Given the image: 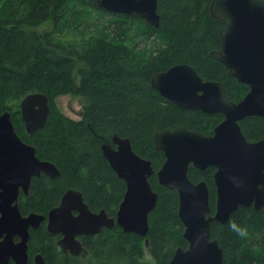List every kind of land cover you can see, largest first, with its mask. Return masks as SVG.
<instances>
[{
    "label": "trees",
    "instance_id": "16d2710c",
    "mask_svg": "<svg viewBox=\"0 0 264 264\" xmlns=\"http://www.w3.org/2000/svg\"><path fill=\"white\" fill-rule=\"evenodd\" d=\"M210 3L158 0L160 24L155 27L138 14L107 11L97 0H0V115L11 111L21 139L60 171L55 178L42 173L32 179L28 193L21 192L18 200L21 213L47 216L65 192L73 189L82 194L91 211L104 209L116 216L126 184L101 148L115 134L130 138L135 152L152 160L155 171L149 180L158 193L149 214V244L144 250L141 241L145 237L124 233L115 225L97 236H86L90 260L72 257L73 261L60 252L57 235L47 230L44 221L31 231L29 260L39 251L47 264H150L145 259L148 251L156 264H170L175 250L187 246L178 193L158 182L157 171L165 156L155 148L153 134L184 125L211 135L224 116L179 107L151 85V77L186 63L204 80L222 82L233 101H240L249 91L248 85L228 76L226 67L211 56L212 50L221 48L224 25L211 15ZM47 21L52 23L50 30L36 29ZM150 41L153 46H147ZM77 69L79 82L73 76ZM33 92L48 96L51 111L43 128L28 133L19 104ZM64 93L86 98L80 119L59 111L54 98ZM240 125L248 140L264 138V117H247ZM215 172L212 166L200 170L193 165L188 172L193 182L207 183L212 213ZM230 220L245 225L248 235L239 238L232 233L227 227ZM211 238L224 249L221 264H264V206L260 210L239 207L227 222L212 225Z\"/></svg>",
    "mask_w": 264,
    "mask_h": 264
},
{
    "label": "water",
    "instance_id": "95a60500",
    "mask_svg": "<svg viewBox=\"0 0 264 264\" xmlns=\"http://www.w3.org/2000/svg\"><path fill=\"white\" fill-rule=\"evenodd\" d=\"M97 3L107 11L135 13L155 27L160 24L158 0ZM209 11L224 24L220 30L221 48L212 50L211 56L226 67L228 76L248 85L249 91L240 101H233L222 82L204 80L186 63L151 77V85L179 107L224 116L211 135L184 125L153 134L155 148L165 156L157 171L158 182L177 191L178 214L188 241L187 248L175 250L170 264H221L224 249L219 240L211 238L212 225L227 222L239 207L260 210L264 206V138L248 140L240 125L247 117H264V0H211ZM19 106L28 133L45 126L51 111L46 94L30 93ZM101 148L126 184L116 217H109L104 209L91 211L82 194L73 189L65 192L47 216L36 212L23 215L18 204L21 192L28 193L34 177L44 173L55 178L60 171L54 163L40 159L35 146L21 139L11 111L0 115V264H29L31 231L45 219L47 230L62 236L58 248L74 255L84 249L78 236L96 234L116 224L124 233L148 235L149 214L158 200L149 180L155 171L152 160L137 154L131 139L118 134L111 141L105 139ZM191 165L200 170L216 168L213 214L209 187L204 180L190 179ZM34 264H47L42 253L34 256Z\"/></svg>",
    "mask_w": 264,
    "mask_h": 264
},
{
    "label": "rangeland",
    "instance_id": "374dc122",
    "mask_svg": "<svg viewBox=\"0 0 264 264\" xmlns=\"http://www.w3.org/2000/svg\"><path fill=\"white\" fill-rule=\"evenodd\" d=\"M104 23L107 22L104 21ZM51 28H52L51 21H47L41 24L40 26H38L36 29H38L40 32H44L45 30H50ZM64 39L67 40L68 37L65 36ZM144 45H145L144 42H141L139 44L140 47H143ZM147 46H153V41L148 42ZM77 71L78 69L74 70L73 76L76 79V81L79 82V75ZM85 99H86L85 97H83L78 93H64L55 96L54 101L61 113L74 120H78L82 116L83 106L86 102ZM141 246L142 249L144 250L146 247L145 240L141 241ZM145 259L150 264H156V262L154 261V259L152 258V256L148 251L145 253Z\"/></svg>",
    "mask_w": 264,
    "mask_h": 264
},
{
    "label": "flooded vegetation",
    "instance_id": "af4514ba",
    "mask_svg": "<svg viewBox=\"0 0 264 264\" xmlns=\"http://www.w3.org/2000/svg\"><path fill=\"white\" fill-rule=\"evenodd\" d=\"M224 25V24H223ZM220 49V48H219ZM216 127V126H215ZM214 127V128H215ZM125 192H126V189H125ZM124 195H125V193H124ZM124 198V197H123ZM119 209V208H118ZM101 211V210H100ZM28 215V214H27ZM116 215H117V213H116ZM109 217H116V216H109ZM181 219V218H180ZM182 221V220H181ZM45 222H46V219H45ZM182 224H183V227H184V230H183V238H184V240L187 242V246L185 247V248H187L188 247V241H187V239L185 238V236H184V233H185V225H184V223H183V221H182ZM117 225V224H116ZM113 228V227H112ZM103 229H111V228H103ZM120 229H121V231H123V229L120 227ZM101 232V231H100ZM100 232L99 233H96V234H89V235H80V236H78V239L80 240V242H81V244H82V246L84 247V249H83V252L82 253H80L79 255H74V254H72L70 251H61L60 249V252L61 253H64L65 255H67L68 257H70V259L72 258V257H76V258H79L78 260H81V261H89L90 259H88L89 258V256L91 255V251H90V249H88V247H87V244L85 243V237L86 236H91V237H94V236H97V235H99L100 234ZM134 234V233H133ZM57 235V241H58V239H61L62 238V236L60 235V234H56ZM146 239H148L147 238V236L145 237V244L146 245H148V243H149V239H148V242H146ZM38 253H41V252H39V251H36V252H34V255H33V257H32V263L34 264V256L36 255V254H38ZM44 256V255H43ZM45 258V257H44ZM29 260V261H30ZM71 260H73V261H76V259H71ZM71 260H69V261H71ZM45 261H46V263H47V260H46V258H45ZM9 264H14V262L13 261H11ZM30 264V263H29Z\"/></svg>",
    "mask_w": 264,
    "mask_h": 264
},
{
    "label": "clouds",
    "instance_id": "9594fccd",
    "mask_svg": "<svg viewBox=\"0 0 264 264\" xmlns=\"http://www.w3.org/2000/svg\"><path fill=\"white\" fill-rule=\"evenodd\" d=\"M227 227L239 238H244L248 235V228L245 225L237 223L235 220H230Z\"/></svg>",
    "mask_w": 264,
    "mask_h": 264
},
{
    "label": "bare ground",
    "instance_id": "6f19581e",
    "mask_svg": "<svg viewBox=\"0 0 264 264\" xmlns=\"http://www.w3.org/2000/svg\"><path fill=\"white\" fill-rule=\"evenodd\" d=\"M154 209V208H153Z\"/></svg>",
    "mask_w": 264,
    "mask_h": 264
}]
</instances>
